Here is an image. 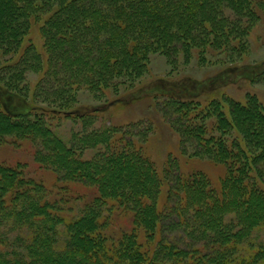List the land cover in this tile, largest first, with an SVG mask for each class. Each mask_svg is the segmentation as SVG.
I'll list each match as a JSON object with an SVG mask.
<instances>
[{"label":"trees","instance_id":"obj_1","mask_svg":"<svg viewBox=\"0 0 264 264\" xmlns=\"http://www.w3.org/2000/svg\"><path fill=\"white\" fill-rule=\"evenodd\" d=\"M263 12L264 0H0V150L27 140L41 166L98 192L78 217H67L71 200L52 199L25 165L0 160V264H264V214L239 205L264 202V141L244 121L249 114L264 123L258 96L242 102L216 94L203 102L194 79L159 90L160 112L179 133L180 152L226 167L220 191L168 160L166 179L177 167L174 185L160 198L164 179L144 145L137 147L153 127L108 125L76 133L68 144L52 125L54 117L78 112L82 88H133L153 53L171 62L183 53L189 61L198 47L202 64L210 54H226L237 66ZM30 73L42 74L32 96ZM240 76L264 82L262 67ZM85 150L94 153L84 158ZM127 152L141 162L138 179L145 183L112 176L116 187L109 189L101 168H126ZM119 212L129 217V229L112 226Z\"/></svg>","mask_w":264,"mask_h":264},{"label":"rangeland","instance_id":"obj_2","mask_svg":"<svg viewBox=\"0 0 264 264\" xmlns=\"http://www.w3.org/2000/svg\"><path fill=\"white\" fill-rule=\"evenodd\" d=\"M1 1L3 3L7 0ZM15 10L19 12L20 9L17 6ZM168 14L171 15V13ZM31 36L37 47L42 51L43 40L38 32V27H34ZM249 41V53L243 56L241 61H238L237 66H233L236 65L235 62L232 63L231 60H228L226 54H210V61L202 64L198 56L200 51L198 47H193L189 61H187L183 53L178 54L173 62L160 52L153 53L148 72L136 82L133 88L122 87L118 93L115 92L116 89L111 88L105 90L103 94L82 88L79 92L78 112L72 113L71 117L63 115L54 117L52 120L53 129L68 144H72V136L74 134L105 128L108 125L123 130H127L130 126H135V124H138L139 128L143 129H147V126L153 127L148 138L139 142L137 147L144 145L147 155L150 159H153L159 174L164 179L166 187H164L160 198H165L168 193L166 192L168 191V186L174 185L175 174L173 173L177 167L166 179L165 165L168 160H175L173 163L176 165L177 162L180 165V171L184 175L193 173L204 175L211 186L220 191V183L227 175L226 167L206 158H191L190 154L185 156L180 152L181 137L160 112L159 104L163 100L162 95H159L161 92L159 90L169 89L172 83L177 84L183 80L194 79L204 91L201 95L203 102L208 99L218 98L215 96L216 94L230 96L242 102L246 100L248 95H256L264 101V82L254 83V81L240 76L245 71H259L261 67L264 70V12L261 15V20L252 31ZM176 50L178 52L182 48L177 46ZM222 60L224 63L221 62ZM41 76L42 74H28V84L26 86H28L27 90L30 91L31 96L36 92ZM160 77L164 81L162 84L155 86L157 84L156 81ZM173 86L175 87V85ZM158 87L160 88L155 89ZM149 90H154L155 95L147 96ZM85 113L88 115H85ZM249 116L247 114L244 119L247 127L255 128L264 141V123L261 120H252ZM33 147L35 146L27 140L23 141L21 145L9 144L0 150V160L11 165H16L17 163L25 165L28 176L42 181L50 192L52 199L61 200L62 198H67L71 200L72 209L65 207V215L67 217H78L84 209V205L98 193L97 190L85 183L62 181L59 171L56 172L47 167L45 168L35 161L33 154L35 148ZM93 153L94 151L92 150H85L82 155L84 158H90ZM127 153L130 161L129 166L126 168H122L119 164L109 165L107 163L101 168L104 176H106L102 181L109 189L116 187L114 183L110 184L112 176L119 177L124 182L131 180L139 181L140 185L141 182L145 183L138 179L142 166L141 162L135 155ZM76 167L77 163H73L71 168L75 170ZM95 177L99 178L100 175L95 174ZM64 186L68 189L67 191H64ZM242 193L243 189L239 188L235 195L238 196ZM239 205L243 210L249 209V212L253 215L264 214V202L251 206L243 203ZM113 221L112 226L116 231L131 227L129 217H124L120 212L114 216ZM165 235L167 237H176L168 229H165Z\"/></svg>","mask_w":264,"mask_h":264}]
</instances>
